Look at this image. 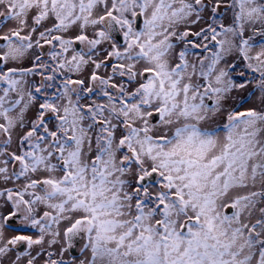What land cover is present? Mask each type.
<instances>
[{"label": "snow or ice", "instance_id": "6c2138e0", "mask_svg": "<svg viewBox=\"0 0 264 264\" xmlns=\"http://www.w3.org/2000/svg\"><path fill=\"white\" fill-rule=\"evenodd\" d=\"M0 264H264V0H0Z\"/></svg>", "mask_w": 264, "mask_h": 264}, {"label": "flooded vegetation", "instance_id": "af4514ba", "mask_svg": "<svg viewBox=\"0 0 264 264\" xmlns=\"http://www.w3.org/2000/svg\"><path fill=\"white\" fill-rule=\"evenodd\" d=\"M78 251V250H77Z\"/></svg>", "mask_w": 264, "mask_h": 264}]
</instances>
